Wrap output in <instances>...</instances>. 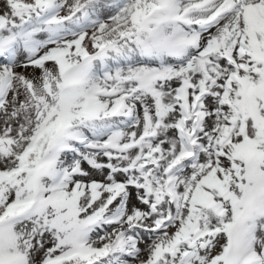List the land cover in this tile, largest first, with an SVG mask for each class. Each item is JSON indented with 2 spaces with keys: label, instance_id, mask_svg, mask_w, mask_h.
Instances as JSON below:
<instances>
[{
  "label": "snow or ice",
  "instance_id": "obj_1",
  "mask_svg": "<svg viewBox=\"0 0 264 264\" xmlns=\"http://www.w3.org/2000/svg\"><path fill=\"white\" fill-rule=\"evenodd\" d=\"M0 264H264V0H0Z\"/></svg>",
  "mask_w": 264,
  "mask_h": 264
},
{
  "label": "rangeland",
  "instance_id": "obj_2",
  "mask_svg": "<svg viewBox=\"0 0 264 264\" xmlns=\"http://www.w3.org/2000/svg\"><path fill=\"white\" fill-rule=\"evenodd\" d=\"M109 59H107V60H105L106 62H107V64L108 65H111V70H113V69H115V68H118V67H126L127 66V60H124L123 58H119V57H113L112 56V54H109ZM113 59V60H117V59H122V60H124L123 62H118V63H116V64H110V59ZM129 59H130V57H129ZM100 64H101V62H99V61H96V62H94V69L96 70V72H95V74L96 75H98L97 74V68L100 66Z\"/></svg>",
  "mask_w": 264,
  "mask_h": 264
}]
</instances>
